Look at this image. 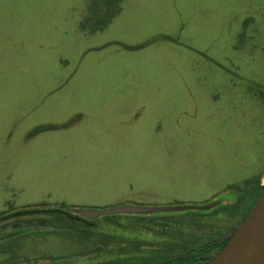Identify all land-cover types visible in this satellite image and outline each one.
Listing matches in <instances>:
<instances>
[{
	"label": "rangeland",
	"instance_id": "1",
	"mask_svg": "<svg viewBox=\"0 0 264 264\" xmlns=\"http://www.w3.org/2000/svg\"><path fill=\"white\" fill-rule=\"evenodd\" d=\"M256 181L264 0H0V264L226 243Z\"/></svg>",
	"mask_w": 264,
	"mask_h": 264
},
{
	"label": "trees",
	"instance_id": "2",
	"mask_svg": "<svg viewBox=\"0 0 264 264\" xmlns=\"http://www.w3.org/2000/svg\"><path fill=\"white\" fill-rule=\"evenodd\" d=\"M45 126H39L36 130L44 129ZM252 180H247L246 184ZM255 189L248 194H253L252 205L260 196L264 186L258 181ZM245 195V196H247ZM244 197V196H243ZM242 196L239 197L241 200ZM64 203L54 207L38 208L37 206L22 210L26 212L49 211L56 219L67 217V219H82L77 215L64 209ZM44 209V210H42ZM21 212V211H20ZM248 213H246L247 216ZM111 249L110 258L97 261L91 264H205L209 261V256L221 249L225 242H210L202 244L198 240L183 241L181 243L161 241L156 244H148L145 247L140 242H127Z\"/></svg>",
	"mask_w": 264,
	"mask_h": 264
},
{
	"label": "water",
	"instance_id": "3",
	"mask_svg": "<svg viewBox=\"0 0 264 264\" xmlns=\"http://www.w3.org/2000/svg\"><path fill=\"white\" fill-rule=\"evenodd\" d=\"M202 207L204 206H180L176 208L200 209ZM148 210L137 206H123L102 211L86 209L76 211L92 218L100 212L144 213ZM206 264H264V189L237 230Z\"/></svg>",
	"mask_w": 264,
	"mask_h": 264
}]
</instances>
